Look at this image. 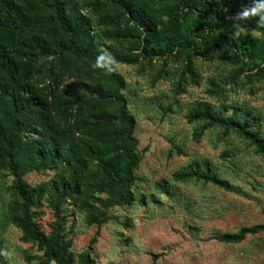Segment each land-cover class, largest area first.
<instances>
[{
    "label": "rangeland",
    "instance_id": "374dc122",
    "mask_svg": "<svg viewBox=\"0 0 264 264\" xmlns=\"http://www.w3.org/2000/svg\"><path fill=\"white\" fill-rule=\"evenodd\" d=\"M36 1L47 49L45 53L26 52L22 70L27 71L21 72L24 83L41 90L50 104L63 98L78 109L93 106L116 111L117 104L103 102L94 91L105 82L114 90L108 74L90 62L57 52L62 38L56 24L48 21L51 0ZM173 3L161 1L156 8ZM93 12L91 0L68 1L67 13L73 18L90 17ZM100 35L101 47L124 82L120 93L137 122L134 136L141 161L131 189L134 201L117 205L106 193L87 189L83 195L66 199L52 197L49 185L82 184L96 170L95 164L86 158L84 174L76 166L38 171L20 155L17 167L5 163L0 169V264H54L13 222L22 205L19 183L29 191L37 190L39 198L29 209L32 222L48 237L58 231L65 242H71L70 264H82L87 252L95 264H264V231L240 243L223 240L225 234L264 226L263 156L239 133L219 126L204 128L205 122L191 119L198 103L210 102L217 106L248 104L264 121V77L253 83L241 79L237 85L221 86L211 96L210 79L230 72L231 65L195 57L194 79L184 74L181 58L150 61L141 57L134 64L127 62L129 58L121 61L125 45L107 40L103 32ZM1 87L9 93L8 85ZM2 100L8 104L9 96ZM197 162L211 163L228 186L195 178L175 179V174ZM164 182L169 193L159 188ZM93 217L102 222L100 227ZM58 223L61 230L56 228Z\"/></svg>",
    "mask_w": 264,
    "mask_h": 264
},
{
    "label": "trees",
    "instance_id": "16d2710c",
    "mask_svg": "<svg viewBox=\"0 0 264 264\" xmlns=\"http://www.w3.org/2000/svg\"><path fill=\"white\" fill-rule=\"evenodd\" d=\"M68 1L51 0L48 5V21L56 24L62 38L56 50L60 55L90 62L104 70L115 88L112 90L105 82L94 91L103 102L117 104V109H78L70 107L63 98L50 104L41 90L24 83L21 72L27 71L22 70L26 52L45 53L47 49L40 6L36 0H0V86L4 83L10 87L9 93L6 87L0 88V169L5 163L17 167L16 158L21 155L38 171L76 166L84 174L89 158L96 167L89 179L82 184H51L47 188L52 191L50 196L56 194L66 199L83 195L87 189L106 193L117 205H130L134 201L131 189L137 180L135 171L141 161L134 136L137 122L120 93L124 82L101 47L100 33L111 42L125 45L120 60L129 58L130 64L141 57L150 61L181 58L184 74L194 79L195 57L231 65L230 72L210 79V95L214 96L221 86L237 85L241 79L253 83L264 77V0H173L175 3L163 9L156 8L158 3L168 0H91L92 15L74 18L67 13ZM4 95L9 96L8 104L2 100ZM262 118L248 104L217 106L210 102L198 103L191 116L194 121L205 122L204 128L219 126L239 133L264 158ZM192 178L228 186L209 162H197L175 174L177 181ZM167 184L158 185L169 193ZM19 185L22 205L13 222L49 262L70 264L67 253L71 242H65L58 231L48 237L32 222L29 209L39 198L35 196L37 190L29 191L25 185ZM93 219L99 227L102 225L100 220ZM60 226L58 223L56 228L61 230ZM262 231L264 226L243 228L238 233L225 234L223 240L240 243ZM81 260L82 264H95L88 252Z\"/></svg>",
    "mask_w": 264,
    "mask_h": 264
},
{
    "label": "clouds",
    "instance_id": "9594fccd",
    "mask_svg": "<svg viewBox=\"0 0 264 264\" xmlns=\"http://www.w3.org/2000/svg\"><path fill=\"white\" fill-rule=\"evenodd\" d=\"M261 7H264V5H261ZM244 15H247V13H244Z\"/></svg>",
    "mask_w": 264,
    "mask_h": 264
}]
</instances>
